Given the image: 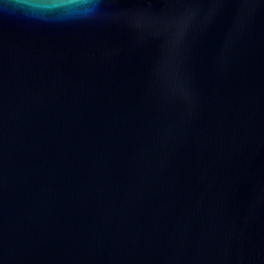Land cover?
<instances>
[{"label":"water","instance_id":"obj_1","mask_svg":"<svg viewBox=\"0 0 264 264\" xmlns=\"http://www.w3.org/2000/svg\"><path fill=\"white\" fill-rule=\"evenodd\" d=\"M0 264H264V0H0Z\"/></svg>","mask_w":264,"mask_h":264}]
</instances>
